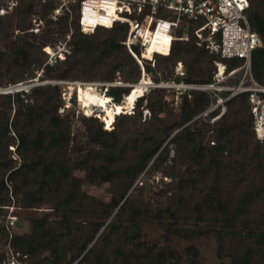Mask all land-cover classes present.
<instances>
[{
  "label": "trees",
  "instance_id": "trees-1",
  "mask_svg": "<svg viewBox=\"0 0 264 264\" xmlns=\"http://www.w3.org/2000/svg\"><path fill=\"white\" fill-rule=\"evenodd\" d=\"M80 1L74 0L70 11L52 18L57 1L38 0L42 16H49L51 36L64 38L73 29L67 43L70 52L53 65L43 50L46 43L34 45L22 37L12 62L8 60L6 47L13 23L24 31L29 28L35 0H19L12 14L0 16V36L6 41L0 42V86L6 85V67L13 70L9 83L30 81L43 67L45 79L111 82L119 75L123 82L133 84L141 80L143 71L152 73L155 82L209 83L217 71L216 61L224 62L227 70L242 64V59L224 58L205 44L199 45L195 29L202 22L184 18L169 54L155 53L152 61L145 59L141 66L124 44L128 24L117 22L84 32L79 23ZM246 13L261 41L253 52V75L264 84V0H249ZM135 51L139 53V47ZM179 63L184 75L175 74ZM130 90L128 84L111 85L105 95L121 103ZM165 91L160 87L139 97L134 113L118 114L107 128L93 115L83 116L95 147L77 149L72 144L75 94L66 113L59 112L64 104L61 85L0 94V211L8 212L12 203L13 208L42 204L51 208L44 217L33 219L30 233H12L1 226L19 262L167 264L164 250L144 242L140 225L121 220L128 211L134 216L161 215L148 202L136 201V192L143 187L135 183L151 168L170 178L160 195L167 198L174 222H196L195 228L168 225L167 238L174 231L189 232L192 237L213 234L220 242V252L231 257L230 264H264V142L255 132L248 95L234 96L221 117L198 126L194 117L209 106V95L192 90L191 98L186 95L182 100L180 117L175 118ZM144 109L151 113L145 120L150 127L130 134L125 122L140 121ZM113 123L114 128L108 130ZM172 144L175 153L170 156ZM76 169L84 171L91 183H111V201L87 193ZM187 253L196 264L197 247L190 245ZM7 259L6 253H0V264Z\"/></svg>",
  "mask_w": 264,
  "mask_h": 264
},
{
  "label": "built area",
  "instance_id": "built-area-1",
  "mask_svg": "<svg viewBox=\"0 0 264 264\" xmlns=\"http://www.w3.org/2000/svg\"><path fill=\"white\" fill-rule=\"evenodd\" d=\"M248 6L249 0H81L79 23L84 32H91L97 26L112 27L117 22L128 24L124 44L143 66L145 58L153 60L155 52L150 58L146 57L145 52L154 42L166 45L170 52L172 42L176 38V29L184 18L194 23L202 22L195 29L199 38L198 44H205L208 49L220 53L224 58L242 59V64L227 70L224 62L216 61L217 71L209 83H186L171 80L169 82L160 81L156 86L174 87L176 89L175 104L182 103L186 95L191 98L192 90L206 92L211 102L194 119H207L212 112L218 109L220 113L225 112L227 102L231 98L246 93L251 104L255 132L257 137L264 142V84L255 79L252 71L253 52L261 46V41L248 19L246 13ZM67 8L70 11L69 7ZM58 10L59 6L54 9L55 12ZM6 13L8 10L0 5V14ZM72 33L73 29L68 35L70 39ZM135 47H139V53L135 51ZM49 54L52 55V52ZM59 57L64 59L66 56L60 52ZM175 73L185 74L182 63L176 67ZM55 82L62 87L64 110L72 103V96L70 99L66 97L68 90L63 89L65 86L72 94H75L74 86H77L76 95L80 98L81 87L90 85L95 89L102 85L107 89L111 85L109 82L67 80ZM28 87L25 82L9 83L0 86V94H14L27 90ZM16 222L17 215L13 214L12 207L8 215L7 227L9 229L14 227ZM12 264H17V262L13 260Z\"/></svg>",
  "mask_w": 264,
  "mask_h": 264
},
{
  "label": "rangeland",
  "instance_id": "rangeland-1",
  "mask_svg": "<svg viewBox=\"0 0 264 264\" xmlns=\"http://www.w3.org/2000/svg\"><path fill=\"white\" fill-rule=\"evenodd\" d=\"M19 0H0V5L4 6L8 13L6 14H0V16L12 14L17 2ZM45 0H42V3H44ZM57 1V0H56ZM74 0H59L57 2V6H59L58 12L52 11V18H55L56 16L62 15L65 11H68L67 7H70ZM40 2L38 0H35V8L33 13L28 17L29 21V28L24 31L19 28V24H14L11 29V34L8 40V46L6 47L8 51L9 56V63L13 60L14 55V49L17 42H20V37L24 39L30 40L34 45L44 44L43 50L48 55V63L50 65L57 64L58 61H61L62 59L59 57V53L63 52V54L66 56L69 52V46L68 41L70 40L69 34L66 35V37H62L61 34H55L50 35V28L47 23V19L49 16L43 17L40 10L41 8ZM164 15V14H162ZM15 21H17V18L15 17ZM19 35V36H18ZM50 35V36H49ZM0 42L1 44H5V40H3L0 36ZM49 42L50 44H47ZM49 52H52V55L49 54ZM136 59V58H135ZM147 59V58H145ZM144 59V60H145ZM137 60V59H136ZM143 60V63H144ZM149 61H152L148 59ZM138 62V61H137ZM139 63V62H138ZM7 68V69H6ZM6 71L4 72L5 75V83L6 85L9 84L10 78L13 75V70L9 67H6ZM37 77L25 82L26 85L29 87L27 90H24L27 93H30V90L34 86L38 85H59L55 81H59L57 79H48L43 78L42 72L43 67L38 68ZM147 74V75H146ZM176 74V73H175ZM152 73L144 72L142 73L141 80L145 77L147 81L150 80L149 84H145V91L144 94L150 93L152 89H158L159 86H156L159 82H155L152 78ZM177 75V74H176ZM72 81V80H69ZM75 81H83V82H100L105 83L107 81L103 80H82L77 79ZM111 85H125L128 84L131 86L132 83H126L121 80V77L118 75L117 79L114 81L109 82ZM110 85V86H111ZM75 87V95L77 92V86ZM90 87V85H89ZM89 87L82 88V94L84 95L85 99H87V93ZM166 88L165 91V97L168 101L172 102V110L174 113L175 118L180 117V111H181V103L175 104V95H176V89L174 87H162ZM64 90L69 89L67 86L63 88ZM106 88L104 86H100L93 89V93L91 94V101L93 104L98 103V99H101L105 94ZM66 94L67 99H70L72 96V100L74 98V93L72 94L69 92ZM98 93H104L100 96H97ZM25 97V95H22ZM124 99V98H123ZM63 100V99H62ZM138 100V99H137ZM136 100V102H137ZM136 105V104H135ZM64 105L60 106L59 112L60 113H66L67 110H64ZM92 108V109H90ZM73 109H75V118L72 122V132L74 134L72 144L74 146V149L77 148H86L88 145L94 146L93 143H90L89 141V134H88V125L87 123L82 120L83 116L87 115H93L92 117L98 118L101 122L104 128H107L106 122L112 120L108 117H106L103 112H101V109L99 106H90L86 107L85 102L82 101L78 95L75 96V104ZM88 109V111H87ZM136 109L133 107L131 110H124L122 113L132 114L134 113ZM92 113V114H87ZM119 113V114H122ZM224 114V112L219 111V114L215 118H199L195 119L194 124H197L198 126L203 122H213L221 115ZM118 115V114H117ZM116 115V116H117ZM151 117V113L149 110L144 109L143 111V117L140 121H128L125 122V129L128 130L130 134H135L138 131H143L146 127H150L148 124V121L145 122V120H149ZM116 118V117H115ZM112 122V121H111ZM146 124V125H145ZM114 123L112 124V128L108 130H112L114 128ZM135 138V137H134ZM133 138V139H134ZM98 148V147H97ZM175 145H171V153L170 156H173ZM15 155V153H14ZM20 161V160H19ZM75 174L82 178V188L89 194L96 196L97 198L104 200L106 202H110L113 198V191L111 188V183L109 182H103V183H91L85 178V172L76 169ZM159 178L160 180H158ZM170 181V178L168 176H165L162 170L159 171H153L151 168H147L137 179L136 183H138V186H142V191L136 192V201H146L149 203L150 206H153L154 210L153 212H156L159 209L160 216L158 217H152V216H145V215H139L134 216L132 211L125 212V214L122 217V221L125 223L130 222L131 220L136 224L140 225L141 231H142V239L144 242L151 246L157 244L162 250L165 251V258L167 259V264H193L192 261H190L191 256L187 253L188 247L190 245H195L197 247V254L195 256V262L196 264H230L231 257L226 254H224L223 251L220 252V242L218 241V238L213 234H198L195 237H192L189 232H183L182 234L177 233L174 231V233H171L169 238H167V227L168 225H173L174 229L177 227L175 223H177L180 226L187 227V228H195L196 222L193 220L185 219V220H173L170 213L167 210V207L169 205V202L167 201L166 197H162L161 189L168 188V182ZM12 202H15L13 199ZM1 202L0 204H2ZM14 203L11 204L9 207L8 212L0 211V228L2 225L7 226V219L8 215L10 214V209L12 208ZM157 209V210H156ZM51 208L48 204H42V205H35V206H16L13 208V214L17 215V222L14 227H11L10 230L12 233L17 234H27L32 232L33 230V219L35 218H41L47 215L50 212ZM161 210V211H160ZM2 212V213H1ZM179 228V227H178ZM0 253H6L8 255V259L3 262V264H12L13 260L17 262V264H23L22 262H19L16 258L17 254H12V251L9 247V238L6 236H3L0 232ZM177 255V256H173Z\"/></svg>",
  "mask_w": 264,
  "mask_h": 264
},
{
  "label": "bare ground",
  "instance_id": "bare-ground-1",
  "mask_svg": "<svg viewBox=\"0 0 264 264\" xmlns=\"http://www.w3.org/2000/svg\"><path fill=\"white\" fill-rule=\"evenodd\" d=\"M106 25V24H103ZM158 49V50H157ZM153 52H158L161 54H169L168 47L162 43H157L154 42L149 49L145 52L146 57L150 58L153 54ZM147 72V71H146ZM147 75V74H146ZM150 80L147 81L146 78L144 77L142 81L136 82L131 84V90L128 94L124 95V99L121 103H115L113 102L112 98L108 96L107 94L101 98L98 99L97 104H93L90 102L92 93H93V88L89 87V91L87 93V99H85L84 95L82 94V87L80 88V99L85 102L86 107L92 106H99L101 109L102 114H104L106 117L112 119L108 121L107 127L110 126V124L115 121V117L117 114L122 113L124 110H131L136 103V100L143 96L145 89V84H149ZM150 85V84H149ZM25 87V86H24ZM92 109V108H90ZM88 111V109H87ZM87 114H92L88 113ZM112 121V122H111Z\"/></svg>",
  "mask_w": 264,
  "mask_h": 264
}]
</instances>
